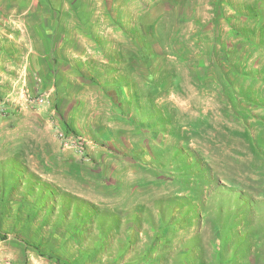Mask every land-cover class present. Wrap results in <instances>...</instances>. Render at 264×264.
I'll list each match as a JSON object with an SVG mask.
<instances>
[{
  "label": "rangeland",
  "instance_id": "374dc122",
  "mask_svg": "<svg viewBox=\"0 0 264 264\" xmlns=\"http://www.w3.org/2000/svg\"><path fill=\"white\" fill-rule=\"evenodd\" d=\"M0 264H264V0H0Z\"/></svg>",
  "mask_w": 264,
  "mask_h": 264
},
{
  "label": "crops",
  "instance_id": "0c3cea01",
  "mask_svg": "<svg viewBox=\"0 0 264 264\" xmlns=\"http://www.w3.org/2000/svg\"><path fill=\"white\" fill-rule=\"evenodd\" d=\"M41 7H42V6H40V8H39L40 10L38 9V11H40V13H41V12L43 13V14H41V15H45V14H47V11H45L44 8H43V10H42ZM51 11H52V10H51ZM51 11H50V9H49V12H51Z\"/></svg>",
  "mask_w": 264,
  "mask_h": 264
},
{
  "label": "bare ground",
  "instance_id": "6f19581e",
  "mask_svg": "<svg viewBox=\"0 0 264 264\" xmlns=\"http://www.w3.org/2000/svg\"><path fill=\"white\" fill-rule=\"evenodd\" d=\"M44 21V20H43Z\"/></svg>",
  "mask_w": 264,
  "mask_h": 264
}]
</instances>
